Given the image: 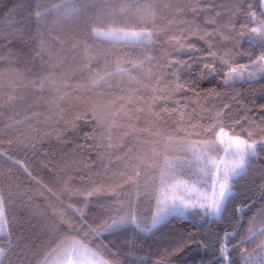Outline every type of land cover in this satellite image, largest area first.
<instances>
[{
  "label": "snow or ice",
  "instance_id": "1",
  "mask_svg": "<svg viewBox=\"0 0 264 264\" xmlns=\"http://www.w3.org/2000/svg\"><path fill=\"white\" fill-rule=\"evenodd\" d=\"M4 7L5 22L9 25L17 22L20 9L28 12V24L16 29L23 45L18 55L25 58L28 66L14 70L13 88L31 86L41 92L38 102H43V90L57 85L54 69L62 60L53 50V42H59L63 50L67 39L53 29L64 21L72 22L69 35L75 42L71 47L81 48V68L88 74L86 82L75 85L76 89L111 88L113 82L124 83L127 78L130 87L119 97L118 107L109 110L93 103L71 120H64L66 127L75 129L77 121L90 114L93 128L102 129L98 134L102 149L98 160L102 167L105 154L111 161V151L119 147L112 142L111 129L121 116L127 117L123 126L133 131L137 130L136 122L141 116L152 125L154 122L146 114L152 113L156 101L171 99L170 93L183 90L195 97L199 113L196 123L182 127V136L163 130L155 132L162 139L153 148L151 158L139 159L133 174L126 176L123 183L98 182L93 177L99 173L70 154L64 168V187L69 196L84 197L83 206L69 204V215L63 207L51 205L38 243L31 237L13 238L11 230L5 228L6 194L0 188V233L5 234L0 241V264H173L168 257L186 248L200 257L192 264H264V165L255 167L259 159H264V103H258L251 95L244 97L237 87L247 84L251 89L253 84H259L264 97V0H230L215 6L175 0L164 5L175 15L187 11L195 14L198 7L221 9L209 12L204 24L186 18L158 23L159 5L152 0H120L103 5L90 0H28ZM90 9L94 11L89 12ZM118 14L125 15L117 18ZM77 21H82L83 26H77ZM172 24L177 27L170 30ZM177 32L179 35L174 34ZM189 35L198 37L203 47L188 41ZM89 36L112 44L134 45L139 52L131 59L126 58V53H113L111 59L104 60L103 68L94 70ZM12 52L8 48V53ZM183 52H199L202 56L190 55L192 63H188L180 55ZM241 58L246 63H240ZM196 63L202 66L196 78L182 79L181 67L190 69ZM165 66L171 70L172 86L168 89L165 83L169 95H157L165 90L160 87L166 75L162 71ZM137 69L142 76L133 75ZM203 81H208L209 86L202 87ZM221 87L231 94L235 111L227 103L219 107L206 103L223 94ZM13 99L15 96L9 97L4 104ZM251 105L259 107V119L250 115L241 119V113L251 112ZM12 126L6 125L5 131ZM87 136L97 139L95 132ZM104 140L108 143L104 144ZM2 155L42 185L23 160L8 152ZM141 165L147 167V173L139 170ZM72 169H81L83 175L74 177ZM257 171L262 181L259 184L253 178ZM107 172L105 167L106 177ZM249 184L253 196L242 197L241 186ZM124 185L129 187L125 189ZM100 193L105 196L104 202L94 203L91 198ZM255 193H259V200L253 198ZM173 221H187L189 230L179 239L170 234L175 248L166 249L160 260H153L147 241ZM120 238L121 243L117 244L115 240ZM146 249L148 254L141 255ZM119 256L125 260L122 262Z\"/></svg>",
  "mask_w": 264,
  "mask_h": 264
},
{
  "label": "trees",
  "instance_id": "2",
  "mask_svg": "<svg viewBox=\"0 0 264 264\" xmlns=\"http://www.w3.org/2000/svg\"><path fill=\"white\" fill-rule=\"evenodd\" d=\"M27 2L28 0H0V45H7V47H0V188H3L6 194L5 228L11 230L13 238L31 237L32 241L38 243L42 238L43 222L45 216L50 213L51 205L63 207L69 215L72 214V209L68 207L69 204H76L77 207L83 206L84 197L69 196L64 187V168L65 163L69 161L70 154H75L83 159L95 172L99 173L98 177H93L98 182L103 180L105 183H123L126 176L133 174V169L137 166L139 159L151 158L153 148L157 147V142L162 139V137L154 135L155 132L163 130L166 134L174 136L184 135L182 127L189 123H196L199 108L195 97H191V93L183 90L180 93H170L171 99L156 101L152 113L146 114L154 122L152 125L147 123L145 116H141V119L136 122L137 130L133 131L123 126L127 117L121 116L111 129L112 142L119 147L111 151V161L108 159V153L105 154L104 166L102 167L98 160L99 152L102 151L99 147L101 140L98 134L102 129L93 128L90 114L87 119L78 120L75 129L66 127L64 120H71L93 103L107 106L109 110L118 107L121 102L119 97L124 95L130 87L126 82L127 78L125 77L124 83L113 82L111 88L105 87L85 91L76 89L74 86L85 83L88 74L81 68L84 63V54L81 48L71 47L75 42V38L69 35L72 22L64 21L63 25L56 24L53 29L62 39H67V44L64 45L63 50L59 42H53V50L62 60V63L54 69L57 85L43 90L42 94L45 97L43 102H38L41 92L31 86L13 88L14 70L17 68L24 70L28 66L25 58L18 55L23 45L20 43L21 34L16 31V29L23 28L28 24L25 19L28 12L26 9H20L16 15L17 22L9 25L5 22L6 8L4 5L7 4L10 7L13 3L24 4ZM90 2L103 5L108 2H120V0H90ZM127 2L136 3L137 0H127ZM139 2H144V0H139ZM152 2L159 5L157 22L161 24H168L173 19L180 20L182 18H186L187 21L195 19L204 24L209 12L221 11L217 7L212 9L198 7L195 14L187 11L182 15H175L164 7L165 4L174 3L175 0H152ZM185 2L194 5L211 3L215 6L227 4L230 0H185ZM91 11L94 10L90 9L89 12ZM223 12L226 14V9ZM124 15L118 14L117 18H122ZM77 26L82 27V21H77ZM175 27H177L176 24L170 25V30ZM174 34L179 35L178 32ZM87 39L93 49L94 70L103 68L104 60L111 59L113 53H126V58L131 59L135 58L139 52V48L134 45L112 44L90 36ZM9 40L11 43L8 42ZM187 40L197 43L198 47H203V43L196 36L189 35ZM8 48L13 49L12 54L8 53ZM180 55L185 61L192 63L189 58L190 55L199 58L202 53L183 52ZM240 63H246V60L241 58ZM201 67L199 63L193 64L190 69L182 66L179 74L182 79L188 77L195 79ZM162 71L166 75L161 81L160 87L165 89V83H167L168 89H170L173 80L171 70L165 66ZM133 75L142 76L143 74L137 69ZM208 86V81L202 82V87ZM237 87L240 88L244 97L251 95V98L256 99L258 103H264V97L259 92V84H253L251 89L247 84L237 85ZM221 91L223 94L220 97H213L206 103L216 107L227 103L232 105L233 111H235L236 104L230 98L231 94L223 92L222 87ZM144 95L147 98V94ZM157 95H169V91L165 89ZM11 96H15V99L5 105L4 101ZM181 105H184L182 109ZM250 107L251 112L241 113V119L243 115H250L259 119V107L255 105ZM163 109H168V111H163ZM193 109L196 111L194 112ZM181 111L184 112L183 119L181 118ZM37 112L40 115L33 116V113ZM15 121H19V123H15ZM9 124L13 126L5 131V126ZM90 132L97 133L96 140H93L91 136L86 137V134ZM8 140H11L12 144H8ZM103 142L104 144L108 143L107 140ZM3 152L15 155L17 160H23L33 175L42 181V185H38L25 175L18 165H13L2 155ZM261 165H264V159H259L255 167L259 169ZM105 167L108 169L107 177L105 176ZM139 170L142 173L148 171L144 165H141ZM122 173L124 175H121ZM71 175L80 176L83 175V172L81 169H72ZM253 178L256 184L262 182L258 171ZM128 187L129 185H124L125 189ZM240 191L242 197L244 195L253 196L251 184L241 186ZM253 198L259 200V193H255ZM91 199L94 203L97 200L104 202L105 196L100 193ZM60 201H64V203L60 204ZM187 230H189L187 221H173L167 227H163L160 232H157L155 237H151L147 244L150 246L153 260H160L165 255L166 249L173 250L175 248V240L170 238V234L171 237L179 239ZM3 239H5V234L0 233V241ZM121 239H116L115 242L120 244ZM191 247L195 248L194 245ZM157 252L160 255H156ZM147 254L148 249L141 253V255ZM168 258L173 261V264H192V261L200 259L195 252H191L187 248L183 251H176L174 255ZM119 259L123 262L125 257L119 256Z\"/></svg>",
  "mask_w": 264,
  "mask_h": 264
}]
</instances>
